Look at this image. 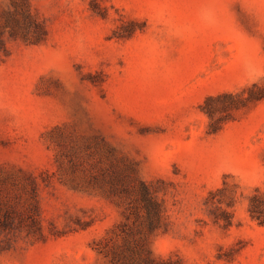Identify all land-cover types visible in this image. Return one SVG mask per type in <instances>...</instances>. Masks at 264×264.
Returning a JSON list of instances; mask_svg holds the SVG:
<instances>
[{
	"label": "rangeland",
	"instance_id": "obj_1",
	"mask_svg": "<svg viewBox=\"0 0 264 264\" xmlns=\"http://www.w3.org/2000/svg\"><path fill=\"white\" fill-rule=\"evenodd\" d=\"M255 196L264 0H0V264H264Z\"/></svg>",
	"mask_w": 264,
	"mask_h": 264
},
{
	"label": "trees",
	"instance_id": "obj_2",
	"mask_svg": "<svg viewBox=\"0 0 264 264\" xmlns=\"http://www.w3.org/2000/svg\"><path fill=\"white\" fill-rule=\"evenodd\" d=\"M264 202L259 197H254L251 203L250 211L253 217L259 219V221L264 222Z\"/></svg>",
	"mask_w": 264,
	"mask_h": 264
}]
</instances>
